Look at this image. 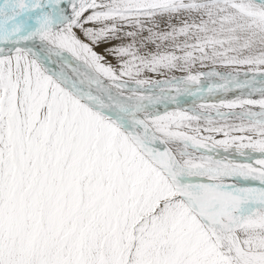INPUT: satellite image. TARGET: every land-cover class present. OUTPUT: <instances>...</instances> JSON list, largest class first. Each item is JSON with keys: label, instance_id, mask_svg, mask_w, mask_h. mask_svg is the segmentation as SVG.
<instances>
[{"label": "snow or ice", "instance_id": "1", "mask_svg": "<svg viewBox=\"0 0 264 264\" xmlns=\"http://www.w3.org/2000/svg\"><path fill=\"white\" fill-rule=\"evenodd\" d=\"M0 264H264V0H0Z\"/></svg>", "mask_w": 264, "mask_h": 264}]
</instances>
